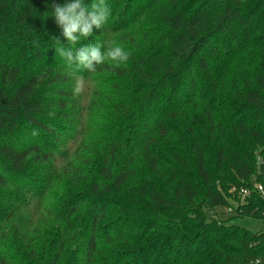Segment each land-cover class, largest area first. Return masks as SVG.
<instances>
[{
    "label": "trees",
    "instance_id": "16d2710c",
    "mask_svg": "<svg viewBox=\"0 0 264 264\" xmlns=\"http://www.w3.org/2000/svg\"><path fill=\"white\" fill-rule=\"evenodd\" d=\"M53 3L0 0V264H264V0H107L78 95Z\"/></svg>",
    "mask_w": 264,
    "mask_h": 264
},
{
    "label": "clouds",
    "instance_id": "9594fccd",
    "mask_svg": "<svg viewBox=\"0 0 264 264\" xmlns=\"http://www.w3.org/2000/svg\"><path fill=\"white\" fill-rule=\"evenodd\" d=\"M51 9V17L67 42L61 43L59 37H54L59 45L55 52L66 61L70 75L75 77L74 95L80 94L84 87V77L76 76L80 70L95 73L98 66L109 64L118 68L129 60L130 53L114 42L107 47L99 42L76 47L82 40L92 37L94 29L104 28L110 16L107 0H91L90 3L65 0L63 4L53 3Z\"/></svg>",
    "mask_w": 264,
    "mask_h": 264
},
{
    "label": "built area",
    "instance_id": "2783aa9c",
    "mask_svg": "<svg viewBox=\"0 0 264 264\" xmlns=\"http://www.w3.org/2000/svg\"><path fill=\"white\" fill-rule=\"evenodd\" d=\"M252 190L263 191L262 186L260 184H258V183H255L252 189H247V188L243 189L242 192H241V197H242L241 201L242 202L245 200V198H247V197H249L251 195ZM262 216L264 218V212H263ZM251 264H260V262L257 261L255 263H251Z\"/></svg>",
    "mask_w": 264,
    "mask_h": 264
},
{
    "label": "rangeland",
    "instance_id": "374dc122",
    "mask_svg": "<svg viewBox=\"0 0 264 264\" xmlns=\"http://www.w3.org/2000/svg\"><path fill=\"white\" fill-rule=\"evenodd\" d=\"M219 212H220V214L223 213V212L226 214V215H221V216H220L221 218H227V217H229V214H228L229 211H227V210H225V209H223V208H220V209H219Z\"/></svg>",
    "mask_w": 264,
    "mask_h": 264
}]
</instances>
